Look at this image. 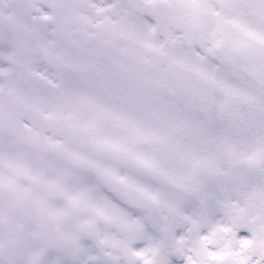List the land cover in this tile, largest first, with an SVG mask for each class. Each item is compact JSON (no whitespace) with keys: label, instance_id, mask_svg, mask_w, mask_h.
<instances>
[{"label":"snow or ice","instance_id":"obj_1","mask_svg":"<svg viewBox=\"0 0 264 264\" xmlns=\"http://www.w3.org/2000/svg\"><path fill=\"white\" fill-rule=\"evenodd\" d=\"M0 264H264V0H0Z\"/></svg>","mask_w":264,"mask_h":264}]
</instances>
